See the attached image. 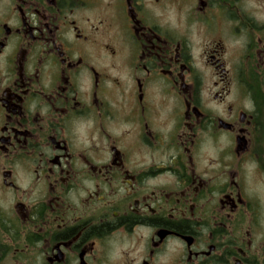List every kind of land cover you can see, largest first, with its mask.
Listing matches in <instances>:
<instances>
[{"label": "flooded vegetation", "instance_id": "af4514ba", "mask_svg": "<svg viewBox=\"0 0 264 264\" xmlns=\"http://www.w3.org/2000/svg\"><path fill=\"white\" fill-rule=\"evenodd\" d=\"M0 264H264V0H0Z\"/></svg>", "mask_w": 264, "mask_h": 264}]
</instances>
